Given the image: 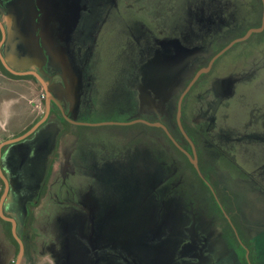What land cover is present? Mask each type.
Returning a JSON list of instances; mask_svg holds the SVG:
<instances>
[{"label":"rangeland","instance_id":"374dc122","mask_svg":"<svg viewBox=\"0 0 264 264\" xmlns=\"http://www.w3.org/2000/svg\"><path fill=\"white\" fill-rule=\"evenodd\" d=\"M35 3L37 19L5 27L32 34L38 28L41 48L52 43L59 56L66 50L65 70L61 63L41 67L39 59L34 71L61 97L71 120L161 122L190 152L177 125L180 96L219 51L259 28L263 15L262 0ZM46 20L53 28L48 42ZM255 35L235 45L200 81L186 102L184 121L198 144V165L230 197L255 263L264 264V32ZM28 86L27 99L34 102L27 100V123L33 115L39 122L47 110L46 90L40 82ZM53 125L54 134L39 131L13 160L7 158L8 214L21 223L29 211L38 225L42 208L56 201V258L31 252L23 264H78L71 259L84 249L81 236L103 248L106 264H242L244 254L222 237L185 159L160 132L63 124L56 116L45 127ZM224 169L231 175L224 176ZM40 181L48 197L31 211L28 203ZM3 192L0 185V199ZM195 238L206 239L204 254L194 252L201 244ZM8 259L17 260L12 245Z\"/></svg>","mask_w":264,"mask_h":264},{"label":"crops","instance_id":"0c3cea01","mask_svg":"<svg viewBox=\"0 0 264 264\" xmlns=\"http://www.w3.org/2000/svg\"><path fill=\"white\" fill-rule=\"evenodd\" d=\"M3 5H7L9 8L8 9L6 7L2 8ZM35 6H36L35 0H0V19L3 22L4 26L5 23L9 21L14 23L16 27L21 25L24 20H29V22H33V20L37 19L36 13H38ZM30 25H32V23H30ZM6 27L5 29L7 33V40L5 45L3 46V55L8 65L13 70L19 72L34 71L36 69L35 62L39 59L41 60V67L51 66L52 68H54L56 67V65H60L61 63L60 67L65 70L66 67L65 64L67 63V61L61 58V54L63 53L67 54L66 50L63 49L62 51H60V56H59V54H57L55 52L56 50L54 49V47L56 46H54L52 43L51 45L46 43L47 47L41 48L40 47L41 42L38 39L39 37L37 35L38 28L34 34H32V32H27V33H25L24 31L22 32V28L20 29V31L18 30V32L17 31L13 32L14 33L13 34L7 25ZM47 28H49V31L47 30ZM52 29H53L52 25L49 26V23L47 22L45 28L46 32H44V36L46 37L47 42L49 41L48 39L53 38ZM39 34H41L40 37H42L41 31L39 32ZM42 49L45 51H42ZM43 53L46 54V56H43ZM25 77L26 76H19V77L17 76V78H13L7 75L0 68V144H2L5 141L11 140V138L18 137L21 132L23 133V131L27 129L28 126H31L32 128L34 125L38 123L35 121L37 117H34V115H33L34 119L33 120L31 119V121L27 123V117L29 116V112H31L28 103L30 104L31 102L34 101L27 99L28 94L26 91V86L27 84H29L28 87L33 89L34 84L37 85L39 81L36 78H25ZM51 94L57 99V101L62 106L61 97L57 96L54 93V91ZM27 111H28V115L26 113ZM54 124L57 125V123ZM46 125H48V123ZM46 125L41 127L39 131L43 130L44 135L54 134L55 125L51 126L50 128H46L45 127ZM36 134L33 137H31L29 140L33 139L36 136ZM24 142L5 148L2 158V168L5 175L8 174V171L12 167V165L9 166V162H7V158L13 160L16 152H19L24 147L23 145ZM34 145L35 144H33V146ZM27 147H29V145ZM25 153L26 151L23 152V155H25ZM32 163L34 164L35 161L32 160ZM224 170L226 172V169ZM225 172H223L224 176L228 175V173H230L231 175V172L228 171V173L226 172L227 174H225ZM0 185L2 186V183ZM260 217L261 216L259 215V218ZM261 239L263 240L264 237H261Z\"/></svg>","mask_w":264,"mask_h":264},{"label":"flooded vegetation","instance_id":"af4514ba","mask_svg":"<svg viewBox=\"0 0 264 264\" xmlns=\"http://www.w3.org/2000/svg\"><path fill=\"white\" fill-rule=\"evenodd\" d=\"M263 4V3H262ZM263 17V15H262ZM252 29V28H251ZM250 30V29H249ZM0 36H1V39H0V42L2 40V32H1V29H0ZM6 43V42H5ZM225 48V47H224ZM223 48V49H224ZM230 51V50H229ZM220 52V51H219ZM218 52V53H219ZM217 53V54H218ZM223 57V56H222ZM215 65V64H214ZM200 71V70H199ZM210 73V72H209ZM206 75V74H205ZM204 76V75H203ZM201 79V78H200ZM200 79L197 81V83L200 81ZM192 81V80H191ZM190 81V82H191ZM196 83V84H197ZM195 84V85H196ZM189 85V84H188ZM194 85V87H195ZM199 85V84H198ZM193 87V88H194ZM187 88V87H186ZM193 88L191 89V91L188 93V95L186 96V98L184 99V102H183V106H184V103H185V100L187 99L188 96L191 95V93L193 92ZM185 91V90H184ZM183 94V93H182ZM181 97V96H180ZM180 99V98H179ZM179 101V100H178ZM54 107H58V105L56 104H52V109H54ZM59 108V107H58ZM177 110H178V104H177ZM52 111V110H51ZM59 112L57 115H54V116H51L50 114V117L48 119V121L46 123H48L52 117H58L60 118V120L64 117H63V114H62V111L61 109L59 108ZM177 117V116H176ZM145 120V119H144ZM183 120H184V117H183V109H182V124H183ZM67 121V120H66ZM148 121V120H147ZM62 122V120H61ZM68 122V121H67ZM150 122V121H149ZM46 123L44 125H46ZM63 123V122H62ZM69 123V122H68ZM153 123V122H152ZM161 123V122H160ZM163 124V123H162ZM43 125V126H44ZM165 125V124H164ZM178 125V124H177ZM41 126V127H43ZM168 129L169 127L167 125H165ZM41 127L31 136L33 137L40 129ZM184 127V125H183ZM161 129V128H159ZM185 129V128H184ZM180 130V129H179ZM164 131V130H163ZM170 131V129H169ZM186 131V130H185ZM181 132V131H180ZM187 132V131H186ZM171 133V131H170ZM166 134V133H165ZM172 134V133H171ZM182 134V133H181ZM188 134V133H187ZM173 135V134H172ZM183 136V135H182ZM31 137H29L28 139L24 140V141H27L29 140ZM173 137L175 138V136L173 135ZM190 137V136H189ZM184 138V136H183ZM191 138V137H190ZM176 139V138H175ZM177 140V139H176ZM184 140L186 141V143L190 146V144L187 142V140L184 138ZM24 141H22L21 143H23ZM178 142V141H177ZM194 142V141H193ZM179 143V142H178ZM20 144V143H18ZM180 144V143H179ZM195 144V143H194ZM16 145V144H15ZM181 145V144H180ZM12 146V145H11ZM182 146V145H181ZM196 146V144H195ZM10 147V146H9ZM176 147V146H175ZM183 147V146H182ZM184 149H186L185 147H183ZM5 150V149H4ZM188 151V149H186ZM196 150H198V147L196 146ZM190 152V151H189ZM192 153V148H191V152ZM198 155V153H197ZM187 157V156H186ZM189 160V159H188ZM190 162V160H189ZM191 163V162H190ZM198 164H199V159H198ZM192 165V164H191ZM193 166V165H192ZM194 167V166H193ZM200 168V166H199ZM201 171V170H200ZM207 172V171H206ZM202 173V172H201ZM199 175V174H198ZM203 175V174H202ZM208 176H211L213 179H214V174L212 175L211 174H208ZM6 176V175H5ZM204 179L201 178L203 181H205V183L210 187L212 193L214 194V196L216 197V200L222 210V212L224 213L225 209L224 207L221 205L219 199L217 198V195H216V192L215 190L212 188L211 184L206 180L205 176L203 175ZM215 180V179H214ZM2 181V180H1ZM41 182V183H40ZM39 182V185L38 187H33V189L37 190V194L35 196V199H33L30 203H28L29 208L31 211H34V209L38 208V204L41 205V207H43V194H44V188L43 186H45V183L43 184L42 186V181ZM216 182V181H215ZM3 183V181H2ZM4 189H5V186H4V183L2 184ZM216 185H217V182H216ZM218 186V185H217ZM219 188V187H218ZM221 190V189H220ZM222 191V190H221ZM223 192V191H222ZM227 195L226 192H223ZM10 194V193H9ZM3 195V194H2ZM202 196V195H201ZM44 197H48V194H46ZM229 197V196H228ZM9 198V196H8ZM7 198V199H8ZM230 198V197H229ZM204 199V198H203ZM52 200V199H51ZM231 200V199H230ZM7 202V200H6ZM6 202H5V205H4V215L7 217V218H10V219H14L17 223V227H16V232H17V236L18 238L20 239V241L22 242L23 246H24V256H23V259L21 260V263L20 264H23V261L24 259H26L27 257L30 256V253L31 252H36L37 253V256L40 257L41 255L43 254H46L48 253L51 256H53L54 258H56V250H57V239H56V231H55V228H56V219H55V212H53L56 208H55V203L56 201L54 202H51L49 205H46L45 208H42V212H41V215L38 219L39 224L38 225H35L36 224V221L34 224L31 223V221L29 220V211L24 213V217H23V221L20 223L18 220H16L14 217H12L10 214H8L6 212ZM232 202V201H231ZM53 203V204H52ZM26 205H27V202H26ZM233 202H232V207L233 206ZM54 207V208H53ZM53 209V211H52ZM211 209V208H210ZM224 210V211H223ZM26 211V210H25ZM226 213V211H225ZM224 213V215H225ZM227 214V213H226ZM234 215H236L234 212H233ZM228 215V214H227ZM229 216V215H228ZM238 216V215H237ZM226 217V216H225ZM230 218V216H229ZM239 218V216H238ZM215 219V218H214ZM227 219V218H226ZM228 220V219H227ZM231 220V218H230ZM240 221V219H239ZM229 222V220H228ZM232 222V220H231ZM230 223V222H229ZM218 224V223H217ZM231 224V223H230ZM233 224V222H232ZM240 224L242 225V223L240 222ZM219 226V224H218ZM232 226V225H231ZM234 226V224H233ZM232 226V228H233ZM31 227L34 229V232L30 231L31 230ZM49 228V232L47 231V229ZM220 228V226H219ZM238 234V237H237V234L235 232V230ZM233 230H234V233H235V236L238 240V243L240 244V246L242 247L243 251L242 253L245 255L246 259H247V262L248 264H252L251 260H250V251L248 249V247L244 244V242L242 241L236 227L234 226ZM242 228H243V233H244V236H245V239L246 241L248 242V244L252 247L253 249V246L249 243L248 239L246 238V235H245V230H244V226L242 225ZM53 230V231H52ZM221 230V228H220ZM222 232V230H221ZM192 235L194 236V233L192 232ZM222 237L224 238V240H229L227 238H225L223 232H222ZM81 238V241H82V246L84 247V249H82V253H78L76 255V258H73L71 259V263H74L75 261H79L80 263L78 264H98L99 261L100 263L99 264H106V256H105V252L103 250V248L101 247L100 249L97 248L95 245H94V240L92 239H88L90 237H80ZM196 239V238H195ZM200 245H198V249H195L194 252H196L197 250L200 251L201 254H204L205 252H203V249H204V241H206V239H203L202 241L196 239ZM231 241V240H229ZM234 243V242H233ZM235 244V243H234ZM10 245L14 246V249H15V253H17V259H18V256H19V253H20V249H21V246H20V243L18 242V240L15 238L14 234H13V224L10 222V221H6L4 220L3 218H1L0 216V264H9V259H8V250H9V247ZM236 245V244H235ZM237 246V245H236ZM238 247V246H237ZM239 249V248H238ZM240 250V249H239ZM206 251V250H205ZM98 252H99V261H98ZM248 253V255H247ZM195 253L190 255L189 256V259H192V257H194ZM253 255H254V249H253ZM196 256V255H195ZM52 261V260H51ZM56 261V259H55ZM17 260L14 261L13 264H16ZM242 262V260H241ZM254 263H255V255H254ZM53 264H55V262L53 261ZM192 264H197L196 263V260L192 261ZM256 264V263H255Z\"/></svg>","mask_w":264,"mask_h":264},{"label":"water","instance_id":"95a60500","mask_svg":"<svg viewBox=\"0 0 264 264\" xmlns=\"http://www.w3.org/2000/svg\"><path fill=\"white\" fill-rule=\"evenodd\" d=\"M262 3H263V17H262L261 26L259 28H252V29L248 30V32L243 37L238 38L236 40H233L224 49H222L218 54H216L211 59V61L209 62L207 67L201 69L200 71H198L196 73V75L194 76L192 81L189 83V85L187 86V88L185 89V91L183 92V94L181 95V97H180V99L178 101L177 124H178V127H179L182 135L187 140V142L190 144V146L192 148V153H190L189 151L184 149L177 142V140L173 137V135L170 133L169 129L164 124H162L160 122L152 123V122H149V121L144 120V119H135V120L129 121V122H104V123H98V124H91V123H81V122H76V121L71 120L65 114L62 106L57 101V99L50 93L45 80L41 77V75L39 73H37L35 71H26V72L15 71L8 65V63L5 60V57L3 55V46L5 45V42L7 40V33H6V29H5L4 24H3V22L0 19V29H1V32H2V40L0 42V61H1L2 65L5 67L6 70H8L13 75H17V76H33L34 78H36L43 85V87L46 90V109L47 110H46V113H45L44 117L36 125H34L28 132H26L22 136L17 137L15 139H11V140L5 141L2 144H0V179L3 181L4 186H5L3 195H2V197L0 199V216L4 220L10 221L13 224V234H14L15 238L18 240V242L20 243L21 249H20V253H19V256H18L16 264H20L21 260L23 259L24 246H23L22 242L20 241V239L17 236V232H16L17 223H16V221L14 219L7 218L4 215V205H5V202H6L7 198H8V196H9V193H10V185H9L7 177L5 176V174L3 172V168H2L3 150L6 147L21 143L22 141H24V140L28 139L29 137H31L41 126H43L48 121V119L50 117V114H51V110H52V104H56L61 109L64 119L67 120L68 122H70L71 124H74V125H77V126H90V127H98V126H133V125H136V124H144V125H147V126L152 127V128H161L162 130H164V132L169 137V139L172 141V143L176 146V148L179 149L182 153H184L187 156V158L190 160L191 164L194 166V168L198 172L199 176L204 179V177H203V175H202V173L200 171L199 165H198V155H197L196 146H195L193 140L189 137V135L185 131V129L183 127V124H182L183 102H184V99L186 98V96L188 95V93L191 91V89L197 83V81L203 75L208 74L212 70L214 64L222 56H224L235 45L240 44V43H244V42L248 41L253 35L261 34L262 32H264V0H262ZM224 213H225V211H224ZM225 216L229 220L231 225L233 226L229 216L226 213H225ZM233 228H234V226H233ZM234 230H235V228H234ZM235 232H236V230H235ZM236 234H237V232H236ZM237 237H238V234H237ZM247 255H248V253H247Z\"/></svg>","mask_w":264,"mask_h":264},{"label":"trees","instance_id":"16d2710c","mask_svg":"<svg viewBox=\"0 0 264 264\" xmlns=\"http://www.w3.org/2000/svg\"><path fill=\"white\" fill-rule=\"evenodd\" d=\"M262 11V10H261ZM262 19V13H261V17ZM256 36V35H254ZM1 39V36H0ZM0 68L9 76L13 77V78H17V76L11 74L10 72H8L4 66L2 65L1 61H0ZM19 77V76H18ZM206 77V75L202 76L200 81H202L204 78ZM25 78H34L33 76H26ZM200 81L195 85V87L193 88V90H195V88L198 86V84L200 83ZM190 96L187 97V99L185 100L184 106H183V117H184V110H185V106H186V102L188 100ZM59 112V108L58 107H54V109H52L51 111V116L57 115ZM63 124H68V122L65 119H61ZM47 124V123H46ZM183 125L185 130L187 131L188 135L191 137V139L194 141V143L196 144V146L198 147V144L194 138L193 135V130L191 129V127H189L185 121L183 120ZM130 129H134V128H138L140 129L142 132H147V131H153V130H157L158 132H160L167 144H169L177 153L180 157H182L183 159H185L190 171L193 173L197 186L199 188V191L201 192L202 198H209V204H210V208L213 212V217L215 218L216 222L219 224L225 238L233 241L240 250L243 251L242 247L240 246V244L238 243V240L235 236L234 230L231 226V224L228 222V220L226 219L224 213L222 212L216 197L214 196V194L212 193L210 187L205 183V181H203L201 179V177L198 175V172L196 171V169L191 165V163L189 162L188 158L186 157V155L184 153H182L179 149H177L175 147V145L172 143V141L169 139V137L165 134V132L162 129L159 128H152L149 127L147 125L144 124H136L134 126L129 127ZM3 154H4V150H3ZM200 170L202 172V174L205 176L206 180L211 184L212 188L215 190L217 198L219 199L221 205L224 207L226 213L230 216L234 226L236 227L242 241L244 242V244L248 247L249 251H250V260L252 262V264L254 263V255H253V249L252 247L248 244V242L245 239L244 233H243V228L242 225L240 224L239 218L237 215L233 214V207H232V202L230 200V198L228 197V195H226L225 193H223L220 188H218V186L216 185L215 180L211 177L207 175L206 169H204L202 166H200ZM244 253V251H243ZM242 264H248L247 259L245 257V255L242 257Z\"/></svg>","mask_w":264,"mask_h":264},{"label":"clouds","instance_id":"9594fccd","mask_svg":"<svg viewBox=\"0 0 264 264\" xmlns=\"http://www.w3.org/2000/svg\"><path fill=\"white\" fill-rule=\"evenodd\" d=\"M49 264H52L51 260L49 261Z\"/></svg>","mask_w":264,"mask_h":264},{"label":"built area","instance_id":"2783aa9c","mask_svg":"<svg viewBox=\"0 0 264 264\" xmlns=\"http://www.w3.org/2000/svg\"><path fill=\"white\" fill-rule=\"evenodd\" d=\"M45 96H43V98H44Z\"/></svg>","mask_w":264,"mask_h":264}]
</instances>
